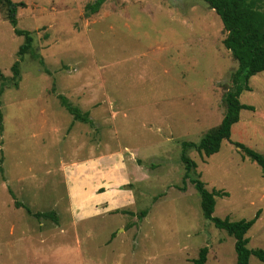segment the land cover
Returning <instances> with one entry per match:
<instances>
[{
	"label": "rangeland",
	"instance_id": "rangeland-1",
	"mask_svg": "<svg viewBox=\"0 0 264 264\" xmlns=\"http://www.w3.org/2000/svg\"><path fill=\"white\" fill-rule=\"evenodd\" d=\"M11 1L25 4L17 28L44 68L26 54L13 77L23 38L0 6V264H194L205 247V264H237L234 238L204 220L193 178L228 194L213 217L260 212L246 237L264 250V176L234 146L264 156V72L240 96L253 111L240 112L219 152L186 150L196 169L182 183V143L221 123L238 67L203 0H107L88 16L95 0ZM58 95L92 123L73 122ZM82 170L96 188L75 199Z\"/></svg>",
	"mask_w": 264,
	"mask_h": 264
},
{
	"label": "trees",
	"instance_id": "trees-1",
	"mask_svg": "<svg viewBox=\"0 0 264 264\" xmlns=\"http://www.w3.org/2000/svg\"><path fill=\"white\" fill-rule=\"evenodd\" d=\"M107 0H95L94 3L85 7L86 15H93L99 12L101 6ZM211 10L220 18L226 37L223 39V47L231 54L232 58L237 62L238 67L231 77V90H228L224 96L225 114L221 123L209 130L198 142L182 143L181 162L184 165V175L182 183L185 184L188 175L196 169V164L186 157L185 152L189 148H194L201 156L211 157L219 152L223 141L229 140L231 129L240 119V112L243 110L253 111L251 106L244 105L240 102V96L245 91H250L249 80L258 73L264 72V0H203ZM0 6L4 8L6 20L13 28V34L23 38V43L17 51L18 59L12 64L11 72L15 79L20 76V62L26 54H31L32 58L37 60L39 65L44 68L43 60L36 54L32 53L33 38L27 30L17 28V13L19 8L25 7L22 2L16 3L11 0H0ZM47 72V71H46ZM0 79L5 80L0 71ZM17 88V83H14ZM60 105L73 117V122L79 121L83 124H91L89 114L82 113L78 108L72 106L64 96H57ZM1 121V114H0ZM241 151L243 158H248L251 162L258 165L264 176V156L258 152L245 147L241 144H234ZM2 159L0 160V173L2 172ZM192 185L200 196V206L204 220L211 223L216 229L225 231L228 236L234 238V251L236 253L237 264H249L250 257L256 258L264 263V250L249 249V239L246 237L248 231L253 227L259 219L258 211L251 220H241L237 222L230 221L229 218L219 219L213 217L215 210L216 197L228 196L222 191H208L204 184L193 178ZM15 200L13 194L11 193ZM15 207H24L16 200ZM28 214L30 210L24 207ZM123 214H132L131 212L122 211ZM38 218H54L53 213H36ZM146 216V212L142 211L139 218ZM208 248H202L199 257L193 260L194 264H205L207 259Z\"/></svg>",
	"mask_w": 264,
	"mask_h": 264
},
{
	"label": "crops",
	"instance_id": "crops-1",
	"mask_svg": "<svg viewBox=\"0 0 264 264\" xmlns=\"http://www.w3.org/2000/svg\"><path fill=\"white\" fill-rule=\"evenodd\" d=\"M88 166L89 167H92V169L93 168H96V166H95V164H92L91 165V162H89V164H88ZM84 169H86V166H84ZM90 171H92V170H89V174H88V172H85V170H82V172H83V174L84 175H81L80 176V178L78 179V182L76 183V187L75 188H70V190H69V193H68V195L71 197H75L76 195H78V196H82L83 197V199H84V196H85V194H86V190L88 189L89 191H93V190H95V188H96V181L95 180H93V179H90L89 177L90 176H92L91 174H90ZM81 172V173H82ZM92 173V172H91ZM93 173H96V172H93ZM100 185H103L102 184V182L100 183ZM95 186V187H94ZM107 186H109V190H106L105 191V193H106V195H108L109 196V198H111L112 196L114 197V196H117L118 195V193H119V188L118 187H116V186H118V185H116V184H112V183H107L106 184V187ZM78 196H76L75 197V199L78 197ZM81 197V198H82ZM78 199V198H77ZM113 207H114V205H113Z\"/></svg>",
	"mask_w": 264,
	"mask_h": 264
}]
</instances>
